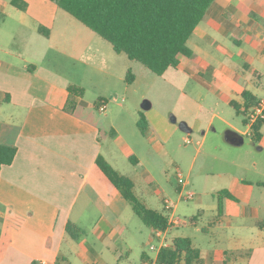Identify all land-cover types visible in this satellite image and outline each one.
<instances>
[{
    "label": "crops",
    "instance_id": "crops-1",
    "mask_svg": "<svg viewBox=\"0 0 264 264\" xmlns=\"http://www.w3.org/2000/svg\"><path fill=\"white\" fill-rule=\"evenodd\" d=\"M259 19H264V0H216L195 31L194 57L182 60L198 75L222 82L231 107L233 102L244 105L245 93L258 101L264 98V25ZM237 27L245 35L233 41ZM233 46L239 55L231 52ZM130 62L69 13L40 14L32 11L30 0H0V143L17 148L13 163L0 167V264H58L66 259L65 246L74 247L69 223L82 230L80 223L92 222L109 233L121 226L118 218L129 203L96 164L100 155L106 157L100 126L108 118H100L96 104H104L106 111L111 103L121 106L116 92L127 84ZM227 70L236 75L235 82L224 76ZM87 78L96 89V101L78 97L74 111L68 112V88L88 89ZM79 108L87 117L78 115ZM112 132L120 137L118 129ZM239 133L249 135L248 130ZM242 184L254 185L234 179L235 188ZM227 191L239 200L231 201L242 202L234 189ZM224 217L222 206L211 230H217ZM257 224L264 230L263 221ZM181 227L168 230V240L190 238L202 264H251L256 255L251 245L246 249L235 242L216 249L218 260L208 261L193 238L170 239Z\"/></svg>",
    "mask_w": 264,
    "mask_h": 264
},
{
    "label": "rangeland",
    "instance_id": "rangeland-1",
    "mask_svg": "<svg viewBox=\"0 0 264 264\" xmlns=\"http://www.w3.org/2000/svg\"><path fill=\"white\" fill-rule=\"evenodd\" d=\"M30 3L35 13L52 14L57 10L59 14H67L59 8L55 9L46 0H30ZM259 22L264 25V19H259ZM197 34L198 31L188 43L191 49L196 48ZM243 35L237 27L230 38L234 41ZM247 38L245 36L244 40ZM103 42L107 48L111 47L107 41ZM231 52L235 56L240 54L235 46ZM131 64L136 80L132 85H119L121 87L116 94L119 95L117 103L121 106L111 103L107 111L99 115L102 119L108 116L100 126L106 160L118 172L133 180L136 195L150 208L187 222V226L180 225L179 231L171 233L170 239L178 235L193 238L197 247L208 254V261L218 260L214 252L216 249L242 242L244 248L251 245L256 250L251 264H264V230L257 224L264 222V188L256 185L264 182V136L257 144L248 134L243 135V145L229 144L225 140L226 131L244 133L247 130L244 117L237 116L234 108L227 103L222 82L209 74L198 75L189 63L183 62L178 71L170 69L163 76L154 74L141 63ZM199 65L204 66L202 62ZM231 69L236 70V57ZM229 72L227 70L224 76L235 82L236 75ZM87 86L89 88L85 89L83 97L85 101L95 102L97 92L88 78ZM116 94L112 95V99ZM145 101L151 103L148 110L143 109ZM77 113L80 117H87L81 108ZM142 116H145L148 125L145 135L137 125ZM181 122H186L192 133L182 132ZM113 129H118L119 138L112 136L115 134ZM250 133H253L252 130ZM187 139L190 143H186ZM131 156H135L139 163L132 162ZM178 171L189 182L187 186H179ZM235 178L254 185L242 184L235 188ZM225 189H234L232 192L242 202L238 204L228 199L222 202L225 217L214 231L211 229L215 226L211 224L220 214L218 193ZM188 192L195 193L193 200H186ZM165 200L170 205V211L165 207ZM118 220L121 226L110 233L98 228L95 223H80L84 234L80 235L78 246L75 240L73 248L65 246L63 254L67 261L63 264H141L143 253L154 257L150 246L158 244V240L129 204ZM195 220L196 225L192 226ZM205 228L206 232L214 235L203 233Z\"/></svg>",
    "mask_w": 264,
    "mask_h": 264
},
{
    "label": "trees",
    "instance_id": "trees-1",
    "mask_svg": "<svg viewBox=\"0 0 264 264\" xmlns=\"http://www.w3.org/2000/svg\"><path fill=\"white\" fill-rule=\"evenodd\" d=\"M57 6L69 13L87 29L110 43L116 54H123L132 62L141 63L158 76H163L170 69H178L183 59H192L194 52L188 42L198 26L205 19L208 10L216 0H52ZM136 79L132 70L128 71L126 82L133 84ZM69 97L66 110L74 111L78 97L85 95V90L78 86L68 88ZM244 105L232 103L238 116L244 117L248 124L251 109L258 99L244 94ZM101 102L96 104L99 107ZM145 135L148 128L145 116L137 123ZM264 120L252 127V140L259 143L263 137ZM17 148L0 143V167L11 165L16 157ZM130 160L139 161L135 156ZM96 164L112 185L129 203L135 215L153 232L167 231L169 216L164 212L150 208L135 192L132 179L118 172L103 156ZM264 187V182L257 184ZM220 212L223 200H239L227 190L218 193ZM67 233L78 240L84 231L69 223ZM161 264H202L199 249L195 248L190 238L178 237L173 241V248L162 250L158 255ZM147 253L142 255V263L152 261ZM60 259L58 264L66 263ZM69 264V263H67ZM227 264V263H225Z\"/></svg>",
    "mask_w": 264,
    "mask_h": 264
},
{
    "label": "built area",
    "instance_id": "built-area-1",
    "mask_svg": "<svg viewBox=\"0 0 264 264\" xmlns=\"http://www.w3.org/2000/svg\"><path fill=\"white\" fill-rule=\"evenodd\" d=\"M99 110L103 113L106 111V106L104 104H101L99 106ZM260 120H264V98L260 99L257 104L251 109L250 114L248 116V124H247V130L249 132V135H251L252 127ZM186 143H190V140L187 139ZM177 178L179 182V186L185 187L189 184V182L184 180V175L181 171L177 172ZM194 192H188L186 196V200L190 201L195 198ZM168 202H165L166 209H171L170 205H167ZM185 222L182 221L180 218H176L174 216L169 217V225L170 229L176 228L180 225H184ZM169 229V230H170ZM167 231L162 230H156L153 234L154 238L158 240V244H152L150 246V251L153 252L155 255L152 257V261H145L143 264H161L158 261V255L162 250L173 248V243L170 242L167 238Z\"/></svg>",
    "mask_w": 264,
    "mask_h": 264
},
{
    "label": "water",
    "instance_id": "water-1",
    "mask_svg": "<svg viewBox=\"0 0 264 264\" xmlns=\"http://www.w3.org/2000/svg\"><path fill=\"white\" fill-rule=\"evenodd\" d=\"M150 108H151V103L145 101L143 104V109L148 110ZM173 120L174 122H176V118H174ZM180 130L186 134L192 133V128L186 122L180 123ZM225 140L233 146H241L245 143L244 136L235 130L226 131Z\"/></svg>",
    "mask_w": 264,
    "mask_h": 264
}]
</instances>
